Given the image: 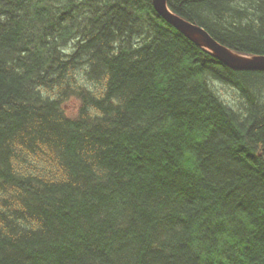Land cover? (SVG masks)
<instances>
[{"label": "trees", "instance_id": "1", "mask_svg": "<svg viewBox=\"0 0 264 264\" xmlns=\"http://www.w3.org/2000/svg\"><path fill=\"white\" fill-rule=\"evenodd\" d=\"M167 5L264 56V0ZM0 264H264V71L153 0H0Z\"/></svg>", "mask_w": 264, "mask_h": 264}, {"label": "water", "instance_id": "2", "mask_svg": "<svg viewBox=\"0 0 264 264\" xmlns=\"http://www.w3.org/2000/svg\"><path fill=\"white\" fill-rule=\"evenodd\" d=\"M157 13L176 30L205 48L217 60L236 71H264V56H243L216 41L204 28L175 15L167 0H153Z\"/></svg>", "mask_w": 264, "mask_h": 264}, {"label": "rangeland", "instance_id": "3", "mask_svg": "<svg viewBox=\"0 0 264 264\" xmlns=\"http://www.w3.org/2000/svg\"><path fill=\"white\" fill-rule=\"evenodd\" d=\"M218 88H219V92L222 94V96H224V97L227 96V95L224 94L223 91H225L226 93L229 94V89H228L227 87H225V88L223 89V91H222L223 86H222V87H221V86H220V87L218 86ZM230 92H231V90H230ZM223 94H224V95H223Z\"/></svg>", "mask_w": 264, "mask_h": 264}]
</instances>
